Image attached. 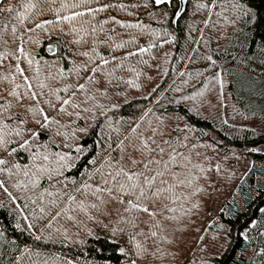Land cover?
Wrapping results in <instances>:
<instances>
[{"label": "trees", "instance_id": "16d2710c", "mask_svg": "<svg viewBox=\"0 0 264 264\" xmlns=\"http://www.w3.org/2000/svg\"><path fill=\"white\" fill-rule=\"evenodd\" d=\"M102 3L114 7L97 13L94 18L88 15L78 18L73 25H46V30L31 33L36 42L25 43L24 47L39 64L29 67L23 58L0 61L3 65L0 98L11 101L12 107L6 115L17 118L10 123L15 125L23 119L22 127L40 133L35 140L25 133V139L47 145L51 152L79 156L76 166L66 173L78 181L94 182L88 177L96 166L88 161L99 159L101 154L106 156L107 143L114 142L117 135H127L133 123L142 125L141 130L148 125L167 129L165 138L187 136L185 143L196 145L189 148L192 163L200 165L203 171L193 168L191 185L178 188L179 199L168 202L176 211L166 212L165 216L174 218L157 217L162 221L160 229H153L157 237L137 235L135 242L129 236L141 230L149 232L152 222L146 215L141 214L136 228L118 224L116 209L122 212L123 205L110 202L101 211L90 212L91 219L80 212L69 213L73 220L66 215L53 219L55 209L46 207L48 215L42 214L40 207L45 204L27 201L26 195L32 193L13 188L15 178L8 179L9 191L18 197L23 215L7 194L0 191V204H3L0 216H6L0 219V231L4 232L0 238V264H131V259H137V264H264V254L257 255L264 250V224L247 239L242 234L252 221L259 219L260 209L264 208V151L255 150L264 144V132L255 133L234 120L235 117L264 120V41L259 39L252 24L246 22L247 17L231 23L236 20V13L231 10L229 0H217L212 8L198 7L209 0H187L178 18H175L177 0L169 5H156L154 0H102ZM248 3L252 10L264 12V0H248ZM5 4H18V0H5ZM120 5L125 7L122 9ZM29 17L24 28L34 27L44 19L56 20L47 5L42 6L41 15L29 14ZM112 18L141 27H121ZM103 20H109L103 31L92 33L91 26L99 27ZM82 24L88 28L87 34L70 32V27L79 28ZM24 28L20 35L27 40ZM107 36L112 37L111 41L100 43ZM80 37L84 41L75 43ZM6 39L8 46H0V53L12 51L10 34H6ZM124 41L132 42L123 48L115 47ZM93 46L96 63L100 62V56L111 62L102 66V71L94 74L81 71L77 75L73 71L77 66L95 67V63L81 55L84 52L91 55ZM141 47L150 50L128 56ZM209 55L216 61L214 66L205 59ZM17 62L30 78L40 68L39 80L48 88L43 90L44 96H38V104L28 98L24 78L15 71ZM121 62L122 67L118 66ZM58 70L64 71L63 77L48 78L49 73ZM109 71L113 72L111 77L105 75ZM89 75L94 76L95 82L88 85V92H76L73 99L80 107L64 106L67 111L61 113V103L55 101L50 91L87 84ZM30 82L33 90L39 92L37 80ZM13 89L22 94L19 101L7 96ZM73 91L74 88L61 91L59 95L68 98ZM87 96L94 99L85 102ZM186 96L195 99L186 100ZM45 99L52 100L55 107L45 103ZM31 106L43 108L50 120L58 123L42 128L36 123L41 117L28 111ZM76 147L82 148V153L77 154ZM236 154L246 158L248 165L227 175L222 166L233 165L231 161ZM9 159L27 163L29 154L21 150ZM42 188H48V184L42 182ZM121 227L125 229L123 233H113L114 228ZM36 236L41 239L37 241ZM136 242L148 251L140 257L120 253L119 248H124L125 253H135ZM29 252L33 255H28Z\"/></svg>", "mask_w": 264, "mask_h": 264}, {"label": "snow or ice", "instance_id": "6c2138e0", "mask_svg": "<svg viewBox=\"0 0 264 264\" xmlns=\"http://www.w3.org/2000/svg\"><path fill=\"white\" fill-rule=\"evenodd\" d=\"M154 3L156 5H169L172 0H154ZM229 3L231 4V10L236 13V20L231 21V23H236L243 17H247L246 22L252 24L257 30L259 39L264 41V12L252 10L248 0H229ZM93 4L98 5V7H92L91 5ZM216 4L217 0H209L208 4H200L198 7L212 8ZM43 5H47L48 11L55 14L56 20L44 19L35 23L34 27L24 28L25 20L30 18L29 14L32 17L41 15ZM110 7H114V5L104 4L102 0H72L71 3L68 0H18V4L7 5L5 0H0V13L4 14L0 16V46H8L6 34H10L13 40L12 51L0 53V61L11 58L20 61L23 58L29 67H32L34 63L39 64L24 47L25 43L36 42L30 35L31 33H34L37 29L46 30V25L61 23L73 25L78 18L85 15L94 18L97 13H103ZM119 7L123 9L125 6L120 5ZM18 8H22L23 11H18ZM68 10H71L69 14L64 15L63 13ZM179 14L178 11L176 15L178 16ZM112 21L121 27H141L139 24H124L115 18H112ZM107 23H109V20L99 22V27L92 25L91 32H102L103 25ZM22 28L28 34L27 40L20 35ZM70 32L77 34L84 32L87 34L88 28L84 27L83 24L79 28L72 26L70 27ZM111 39V36H107L100 43H108ZM83 41L84 37H80L75 43L79 44ZM131 42L124 41L115 47L123 48ZM150 47H154V45ZM149 50L150 48L141 47L138 52H129L128 56H135ZM81 55L88 57L89 61L95 63V67L89 68L88 64L77 66L73 69L77 75L81 71H90L93 74L102 71V66H107L111 62L100 56V62L96 63L95 46L91 50V55L89 52L81 53ZM124 59H127V57ZM205 59L210 62L211 66L216 64V61L210 55L205 57ZM113 60H115V57H113ZM145 63L147 62L145 61ZM118 66L122 67V62ZM130 70L134 71V69ZM15 71L24 78L28 98L38 104V96H44L43 90L48 88L46 83L39 80L40 68H36V75L31 78L25 75V70L19 62L15 65ZM105 75L111 77L113 72L109 71ZM57 76L63 77L64 71L58 70L55 74L49 73L48 78L56 79ZM4 79H7V77H4ZM31 79L37 80L36 87L40 90L39 92L33 90ZM94 82V76L89 75L87 84L67 85L63 89L51 90L50 95L55 98V101L61 103L59 111L65 113L67 109L64 106L80 107L79 104L73 103L76 92H88V85ZM109 83H111V80H109ZM128 83L131 84L132 81H128ZM221 87H223L222 84ZM73 88L75 91L68 98H63L59 95V92H68L69 89ZM21 95L15 89L7 93L8 97H12L17 101L20 100ZM198 95H203V93H198ZM90 99H94V96H87L85 102ZM184 99H195V97L186 96ZM45 103L55 107V104L50 99H45ZM11 107V101L7 97L0 98V176L6 177L5 179H0V191L7 194L12 203L16 204V209L21 215H23V209L17 203L18 197L13 196L12 192L9 191L7 180L11 178H15L11 185L13 188L22 190L26 194L32 193V195H26L27 201L32 204H37L38 202L45 204L44 207H40L42 214L48 215L46 207L55 209L53 219L66 215L69 220H73L74 216L69 213L80 212L88 215L90 212L101 211L105 205L113 202L123 205L122 212H120L119 208L116 209L119 213L118 224H127L136 228V221L140 219L141 214L146 215L152 222L149 225L148 233H144L141 230L129 236L131 241L135 242L137 235L155 238L158 233L153 229L162 227V221L157 219V217H163V219L174 218L165 216V213H174L176 211L175 208L169 207L168 203H175L179 199L176 190L182 186L191 185L194 179L192 175L193 168H199L200 171H203L200 165L192 163L189 148L194 149L196 145L189 146L185 143L188 140L187 136L181 139L168 135L165 138L167 129L161 130L158 126L148 125L145 130H141L142 125L133 123L129 125L127 135L123 137L117 135L114 142L107 143L106 150H108V154L106 156L101 154L99 159L92 158L88 161L89 165L96 166L93 174L88 177L89 181L94 182L78 181L70 178L66 173L71 172L76 166V160L79 156L74 157L71 153L51 152L48 150L47 145L33 144L29 139H25V133H30L33 140L38 139L40 133L22 127L25 124L23 119L19 120V123L15 125L10 123V121L17 119L11 115H6ZM97 107L101 106L97 105ZM28 111L34 116L39 115L41 117L36 123L42 128H47L50 123H58L54 119L50 120L43 108L31 106ZM84 111H88V109H84ZM69 115L71 114L69 113ZM178 130L174 129L173 131ZM116 131L119 132V129H116ZM109 140L111 141V137H109ZM13 144L17 146L12 147L11 145ZM42 148L44 150H41ZM21 150L29 154L27 163L9 159V157L17 155ZM74 151L80 154L83 150L80 147H76ZM42 182L47 183L48 188H42ZM79 197H83V199ZM2 207L3 204H0V208ZM260 211L264 212V208L260 209ZM88 218L91 219L92 217L88 215ZM0 219H6V216H0ZM25 219H27L26 216ZM253 226H255V222H253ZM16 227L19 228L20 225L17 224ZM28 227L31 228V225L29 224ZM116 231L123 233L125 229L123 227L114 228L113 233L115 234ZM3 236L4 232L0 231V238H3ZM40 239V236H36L37 241ZM135 249V253H125L124 248H119V251L122 254L136 257H140L148 251L139 242L135 243ZM261 254H264V250L257 253V255ZM28 255H33V253L29 252ZM36 255H39V253H36ZM131 264H137V259H131Z\"/></svg>", "mask_w": 264, "mask_h": 264}, {"label": "rangeland", "instance_id": "374dc122", "mask_svg": "<svg viewBox=\"0 0 264 264\" xmlns=\"http://www.w3.org/2000/svg\"><path fill=\"white\" fill-rule=\"evenodd\" d=\"M234 120L238 122L237 125L241 127L250 128L255 133L264 132V120L263 119H254V118L248 119L244 117H235ZM255 150L264 151V144L257 146ZM231 162L233 163V165L228 164L225 167L222 166L224 173L227 175H230L232 171L239 170L248 165L246 158H243V156H240L239 154H236L235 158H233ZM224 163L225 162H222V165ZM253 222H255V226H253ZM262 224H264V212H261L259 219H256L249 224V226L242 232L243 236L247 239L249 237V234L252 231H254L256 228H259Z\"/></svg>", "mask_w": 264, "mask_h": 264}, {"label": "water", "instance_id": "95a60500", "mask_svg": "<svg viewBox=\"0 0 264 264\" xmlns=\"http://www.w3.org/2000/svg\"><path fill=\"white\" fill-rule=\"evenodd\" d=\"M177 1H178V4H179L177 12L179 11L180 14L178 16L176 15L175 18H178L184 12L185 7H186V3H187V0H177ZM160 5H162V4H160Z\"/></svg>", "mask_w": 264, "mask_h": 264}]
</instances>
